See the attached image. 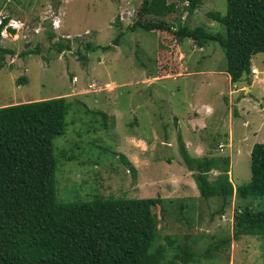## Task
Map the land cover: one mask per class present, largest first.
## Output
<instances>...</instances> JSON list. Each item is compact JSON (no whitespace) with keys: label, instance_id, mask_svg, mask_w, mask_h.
Returning a JSON list of instances; mask_svg holds the SVG:
<instances>
[{"label":"rangeland","instance_id":"1","mask_svg":"<svg viewBox=\"0 0 264 264\" xmlns=\"http://www.w3.org/2000/svg\"><path fill=\"white\" fill-rule=\"evenodd\" d=\"M187 5L151 0L139 14L144 0H0V17L23 27L4 30L0 39L14 52L0 68V107L57 97L72 103L68 131L53 141L59 200L160 198L155 245L165 246L169 259L180 262L166 240L173 237L199 255L190 264H264V239L234 237L237 206L248 202L235 189L250 181L253 146L264 143V53L252 58L260 75H251L250 85L233 83L218 43L200 48L179 35L183 23L223 31L207 13L225 14L227 0H204L193 14ZM54 14L56 31L45 27ZM68 40L70 49L59 53L56 44ZM201 106H209L205 125L197 119ZM181 142L195 159L229 157L235 189L224 212L219 198L200 196ZM226 238L231 241L208 259V247Z\"/></svg>","mask_w":264,"mask_h":264},{"label":"trees","instance_id":"2","mask_svg":"<svg viewBox=\"0 0 264 264\" xmlns=\"http://www.w3.org/2000/svg\"><path fill=\"white\" fill-rule=\"evenodd\" d=\"M186 10L193 14L204 0H187ZM151 0H144L149 8ZM144 10V11H143ZM207 17L223 28L212 32L205 26L191 28L179 25L181 38L191 39L200 48L209 42L218 43L226 60L225 72L233 83H252V58L264 53V0H227V11H210ZM10 17H3L1 32ZM119 21V20H118ZM49 25L46 24L45 27ZM51 30V29H50ZM48 30L49 36L55 34ZM120 35L115 40L118 44ZM70 40L57 43L59 53L70 49ZM86 47L96 50L89 43ZM112 47H102L108 51ZM37 50L24 52V56ZM13 50L0 46V68L5 55ZM82 56V55H81ZM85 57H82L84 59ZM21 85L28 78L19 79ZM209 106L198 123H206ZM72 103L64 97L37 100L0 107V264H190L198 254L188 244L181 245L167 237L175 246L174 258L164 255L165 246L158 240V219L155 205L160 198H101L61 201L58 195V159L53 141L68 131ZM210 114V111H208ZM101 125L107 128V114ZM196 125V124H195ZM182 156L199 194L204 199L219 198V212H224L234 195L230 177L229 157H190L184 142ZM123 162H128L122 156ZM216 169L219 174L209 177ZM133 170V169H132ZM239 199L234 237L248 235L264 239V143H257L251 152V179L235 189ZM231 241L218 240L204 253L215 259ZM264 244V243H263Z\"/></svg>","mask_w":264,"mask_h":264},{"label":"clouds","instance_id":"3","mask_svg":"<svg viewBox=\"0 0 264 264\" xmlns=\"http://www.w3.org/2000/svg\"><path fill=\"white\" fill-rule=\"evenodd\" d=\"M55 13V12H54ZM57 16V14H54V16H52L51 17V19H50V23L48 24L49 26L47 27L48 29H51L52 30V28H53V30H57V29H59V27H60V25H59V27L58 28H54L53 27V24H52V22H53V19L55 18ZM2 19H3V17H0V21L2 22ZM12 20V18H10L9 19V21H8V23L7 24H5V26H4V28L2 29V32H1V36H3V37H6L5 35H3V31L5 30V31H9V32H12V33H16V29H14V28H12L11 26H9V22ZM0 25H1V23H0ZM258 71V69L257 68H255L253 65H252V71H251V74H252V76H253V78H255V76H256V72ZM258 73H259V75H260V72L258 71ZM249 89V88H248Z\"/></svg>","mask_w":264,"mask_h":264},{"label":"built area","instance_id":"4","mask_svg":"<svg viewBox=\"0 0 264 264\" xmlns=\"http://www.w3.org/2000/svg\"><path fill=\"white\" fill-rule=\"evenodd\" d=\"M0 23H1V21H0ZM52 24H53L54 28H58L59 27L60 21L57 19V16L53 19ZM9 26H11L12 28H14L16 30H19V29L23 28V27H21V25L17 24L16 21H12V20L9 22Z\"/></svg>","mask_w":264,"mask_h":264},{"label":"water","instance_id":"5","mask_svg":"<svg viewBox=\"0 0 264 264\" xmlns=\"http://www.w3.org/2000/svg\"><path fill=\"white\" fill-rule=\"evenodd\" d=\"M247 90L249 91V89L247 88Z\"/></svg>","mask_w":264,"mask_h":264},{"label":"crops","instance_id":"6","mask_svg":"<svg viewBox=\"0 0 264 264\" xmlns=\"http://www.w3.org/2000/svg\"><path fill=\"white\" fill-rule=\"evenodd\" d=\"M247 90V89H246Z\"/></svg>","mask_w":264,"mask_h":264}]
</instances>
